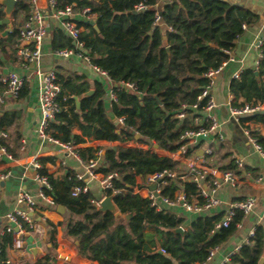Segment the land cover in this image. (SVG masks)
I'll list each match as a JSON object with an SVG mask.
<instances>
[{
  "label": "trees",
  "instance_id": "1",
  "mask_svg": "<svg viewBox=\"0 0 264 264\" xmlns=\"http://www.w3.org/2000/svg\"><path fill=\"white\" fill-rule=\"evenodd\" d=\"M54 1L56 9L72 6L74 12L81 14L84 8H89L90 14L95 16L97 30L85 20L78 21V25L84 28L80 40L90 63L118 84L113 88L116 100L112 101L110 110L114 118L122 117L125 125L118 132L114 122L107 117L102 84L96 82L93 94L82 97L77 108L73 97H81L89 91V86L80 76L56 74L61 89L58 97L60 110L49 124L48 133L54 140L72 145L84 142L70 131L77 127L84 136L109 142L134 140L136 132L140 135L138 141H153L163 151L177 152L185 144L181 139L184 132L197 128L189 125L188 116L200 112L206 102V99L197 100L208 83L204 74L229 59L235 41L246 26L256 20L247 10L220 0H173L166 3L162 0ZM28 2L18 0L13 13L28 15ZM137 3L148 8L134 13L133 6ZM160 3L161 9L156 10ZM156 13L165 29L155 25ZM3 30L4 25L0 24V33ZM58 32L56 39L60 41L63 37ZM18 39V29L14 27L0 38V47L3 50L7 45L16 44ZM73 47L70 38H65L59 49ZM262 52L257 76L254 71L246 69L238 79L231 81L230 92L235 97L233 106L264 103V46ZM123 83H132L134 90L123 87ZM195 104L196 110H184L188 115L185 119L176 117L182 106ZM18 119V112L0 116V132H6ZM247 119L264 123V112ZM260 143L264 146L261 140ZM99 150L86 147L77 149V153L80 160L87 163L97 157ZM100 158L97 171L104 175L116 174L113 185L120 193L114 203L128 219L116 221L112 214L98 211L89 191L74 196L73 188L83 183L76 179L75 173L67 172L60 178L50 174L47 165L53 164L54 158L39 159L40 167L36 169V173L46 177L49 184L44 194L54 205L63 206L72 216L79 218L65 221L64 235L78 243L77 253L89 261L98 264H204L210 250L226 243L244 217L238 211L227 228L214 231L223 214L199 216L182 235L173 233L171 230L182 227L184 220L167 208L156 210L148 198L134 193V188L137 177L144 180L163 171L178 172L179 163L153 152L121 146L107 148ZM224 169L241 173L236 170L234 162ZM179 190L185 192L189 202L202 201L195 182H181L176 178H165L160 196L173 199ZM23 227L29 229L26 225ZM12 244V233L5 232L0 236V259L4 263H7L6 249ZM160 250L164 253H159ZM262 258L264 226L259 225L248 242L230 256L228 264H260ZM51 261L50 256H45L34 264H55Z\"/></svg>",
  "mask_w": 264,
  "mask_h": 264
},
{
  "label": "crops",
  "instance_id": "2",
  "mask_svg": "<svg viewBox=\"0 0 264 264\" xmlns=\"http://www.w3.org/2000/svg\"><path fill=\"white\" fill-rule=\"evenodd\" d=\"M171 1L173 0H162L163 3ZM220 1L245 9L256 18L254 23L246 26L243 34L235 41L234 48L229 52V59L224 62L220 71L213 78V85L210 91L215 102L213 114L223 140H219L215 134H212L195 144L185 142V148L188 152L187 156L179 150L174 153H168L158 147L155 151H148L159 156L169 157L173 161L178 162L179 170L175 172L177 175L176 180L181 182L191 180L188 166L193 160L194 162L204 160L207 166L220 171H231L224 168L234 162V158H239L242 161V170L239 171L241 173L236 174L234 172L236 184L223 183L214 193V197L220 200V204L216 207L200 213H189L179 206H164L176 217L184 220L182 228L185 231L188 225L199 216L224 214L228 204L234 200H244L246 198L255 200L253 209L243 217L235 234L226 243L218 247L215 255L204 264H221L227 255L235 252L241 245L248 242L250 233L257 226H264V162L250 146L243 132V128L250 129L264 143V123L247 119L252 116H246L238 123L231 118L228 111L230 105L235 102V97L230 92L233 74L237 72L241 74L246 69L252 70V67L255 68V61L258 57V49L255 46L256 40L264 36V0ZM37 3L44 15L46 29V34L41 44L38 69L43 73L54 71L63 77L80 76L89 86V91L94 90L96 82L102 84L105 90L104 104L106 114L115 124L116 118L113 117L110 110L113 101L111 94L113 93V88L118 84L112 82L107 76L101 75L91 65L76 56L63 58L56 55L59 46L63 45L65 38L69 39V37L61 29L58 21L49 15L51 11L47 6V0H37ZM28 4L30 5V0ZM161 4L156 7V10L161 9ZM0 14H2L1 24L4 14L2 12ZM28 15L25 13H18L17 15L12 13L9 18V30L14 27L19 30ZM74 19L77 22L85 20L78 12H74ZM95 20L94 16L91 21ZM158 25L165 29L161 20ZM6 29L7 26L4 25L0 38ZM58 31L61 32V37H63L60 41L56 39L57 34H59ZM82 31H84L83 27H81ZM71 43L73 45L72 41ZM19 45L18 39L16 44L7 45L3 50L0 47V97L2 99L0 102V116L11 112H18L19 114L17 123L8 127L6 132H0L6 134V137L0 136V143L5 145L15 160L14 162L0 161V176L8 174L7 178L0 180V231L10 225L6 218L8 213L14 209L26 210V205L18 202V193L20 191H25L34 197L36 209L31 216L32 228H24L20 234L23 239V247L18 250L13 249L12 246L6 249L7 262L9 264H34L37 260L50 256L51 262L55 264H98L81 257L77 253L76 242L71 241L64 235L65 221L70 218H79L72 216L65 208L60 210L58 206L46 203L38 196V190L41 186L35 178L36 170L33 168L35 161L46 157L54 158V163L48 164L47 169L50 174L58 178L67 172L75 173L76 175L83 174L85 163L80 159L78 160L70 152H67L60 144L37 136L36 129L40 119L38 94L41 77L35 73L36 65H31L27 70L21 67V59L17 55ZM255 71H257V68H255ZM10 72L25 76L27 79L17 100H13L4 93L5 87L1 83V78ZM78 98L81 99V97ZM188 123L190 126L195 127L205 125L204 112L200 111L190 114ZM70 131L84 140L83 143L75 145V150L86 147L98 148L101 156L109 147L133 148L130 145L125 146L119 141L94 140L92 137L84 136L77 127H72ZM139 139L140 135L138 133L134 134L133 141L137 142ZM139 142L156 145L153 141ZM208 148L211 149V154L205 155L204 151ZM97 162L99 166L100 157L97 158ZM136 183L137 186L140 185L143 183V179L137 177ZM88 191L93 195L95 201L102 198L101 186L97 181L89 182ZM139 195L145 198L146 191L142 190ZM157 202L160 203L159 200Z\"/></svg>",
  "mask_w": 264,
  "mask_h": 264
},
{
  "label": "built area",
  "instance_id": "3",
  "mask_svg": "<svg viewBox=\"0 0 264 264\" xmlns=\"http://www.w3.org/2000/svg\"><path fill=\"white\" fill-rule=\"evenodd\" d=\"M31 11L28 17L25 19L23 24L18 30L19 35V47L17 49V55L21 59V67L25 70L29 69L31 65H36L35 73L41 77L39 85V94H38V103L40 107V119L37 125V136L41 139H48L52 142L60 144L67 152L73 154L78 160L79 155L77 150H75V145L72 144H63L57 140H54L50 137L48 133L49 124L54 119L55 115L60 110V104L58 102V97L60 94V85L57 83L56 73L54 71L41 72L38 69V63L40 60V49L43 42L44 36L46 34V29L44 25V15L38 7L37 0H30ZM47 6L50 8V16L56 19L65 32V34L73 42V48L60 49L56 51V55L63 58H70L76 56L81 59L83 62L91 65L97 72L103 76H107L105 72L101 71L96 66L90 63L89 58L86 55L84 50V44L80 40L81 27L78 25V22L74 19V11L72 6H65L62 9H56V2L54 0H47ZM148 7L143 3H137L133 6L135 12L145 11ZM81 15L87 21H91L94 18V15L90 14L89 8H84L81 12ZM160 22V15L155 14V25H158ZM245 28V27H244ZM11 32V30H9ZM258 49V57L255 61V68H258L261 59L263 58V46H264V36L256 40L255 44ZM224 65V63L222 64ZM221 65V66H222ZM221 66L217 69H210L205 74L204 77L208 80L207 85L203 88L201 94L198 96L197 100L202 101L206 99L204 106L202 107V112L205 114L206 124L199 126L195 129L186 130L181 136V139L185 142H190L195 144L201 139H206L210 135L215 134L219 140H223V137L219 131L218 123L213 114L215 108V102L211 96V88L213 85L214 76L220 71ZM240 73L233 74V79H238ZM27 79L25 76H20L17 73L10 72L5 74L1 78V83L5 87L4 93L12 98L17 100L22 92L24 84ZM123 87H126L130 90H134V85L132 83H123ZM111 99L116 100L114 94H111ZM2 101L0 97V102ZM191 108L196 110L197 104L187 107L186 105L182 106L181 111L176 115L179 120H182L186 117L187 110ZM229 114L235 122H241L246 116H253L258 113L264 112V104H243L240 106L230 105ZM124 119L122 117L115 119V129L120 131L124 129ZM244 135L246 136L248 143L252 148L259 154L261 159L264 162V146L260 143L259 137L250 131L248 128H243ZM132 131V130H131ZM134 132V131H133ZM134 134H137L134 132ZM0 136L6 137L5 133H0ZM125 146H132L133 148H138L145 151H155L157 146L153 143L147 144L144 142H134L133 140L125 139L124 141H119ZM179 151L182 154L187 153L185 144H183ZM101 152L96 153V158L85 163V171L83 174L76 175V179L83 183V185H78L73 188L72 194L78 196L80 194H85L88 192V184L91 181H97L102 190V198L95 201L92 200V203L98 207L100 201L107 197L112 196L113 201L115 197L120 193L113 185V178L116 177V174L104 175L97 171L98 162L97 158L100 157ZM205 155L211 154V149H206L204 151ZM5 160L7 162H14L13 156L10 154L5 145L0 143V161ZM234 165L238 171L242 170V161L239 158H234ZM40 167L37 161L33 163V168L36 170ZM189 174L191 180L195 182L200 190V196L202 198L201 202L187 200L186 194L184 191L179 190L173 199H168L166 197L160 196L161 187L165 184V178H177L175 172L163 171L153 175H149L144 178L143 183L134 188V193L139 194L142 190L146 191L145 198H148L151 201V206L156 210L160 211L164 206H179L183 210L189 213H200L203 211L210 210L220 204V200L214 197V193L223 183H230L232 185L236 184L235 174L232 171H220L215 168L209 167L205 164V161L200 162L191 161L188 166ZM8 174L0 176V180L7 178ZM36 180L40 184V189L38 190V196L43 199L48 204H53L52 199L49 196L44 194V189H49V184L47 178L44 176H39L37 173L35 175ZM238 178V177H237ZM205 179L208 181L205 183ZM151 184H156L154 190H150L149 186ZM160 201L157 202V201ZM18 202L24 203L26 205V210L14 209L12 212L6 215L7 220L10 222V225L5 229L0 231V236L7 233H12L13 235V244L12 248L15 250L21 249L23 247V239L20 234L23 232L26 225L29 229L32 228V218L30 214L36 209V202L33 196L25 191H20L18 193ZM255 200L253 198H246L244 200H234L230 202L227 206L226 211L223 214L222 219L215 225L214 231H217L221 228H227L233 221L236 213L239 211L244 216L248 214L254 206ZM253 236V231L250 233V237ZM238 249L235 250V252ZM161 253H164L163 250H160ZM217 252V248L210 250L209 256L206 260L209 261ZM235 252L227 255L221 264H228L229 258ZM205 262V263H206ZM0 264H9L4 263L0 259Z\"/></svg>",
  "mask_w": 264,
  "mask_h": 264
},
{
  "label": "water",
  "instance_id": "4",
  "mask_svg": "<svg viewBox=\"0 0 264 264\" xmlns=\"http://www.w3.org/2000/svg\"><path fill=\"white\" fill-rule=\"evenodd\" d=\"M17 3V0H0V12H2L4 14V18L1 21V24L6 25L7 29L2 33V36H6L9 33V28H10V23H9V18L12 15V13L14 12V8L15 5ZM135 13V11H134ZM87 23L89 25H91L95 30H97V26H96V21H87ZM252 70L254 71V74L257 75V71H255V68L252 67ZM93 94V91L90 90L86 93H84L82 97H87ZM154 98H157V96H154ZM76 107L79 108L80 106V102L78 97H73ZM156 188V184H151L149 186L150 190H154ZM58 209L60 210H64L63 206H58ZM98 211H100L101 213H110L113 215L114 219L116 221H120L122 219H128V216H125L123 214L120 213V211L118 210V208L116 207L112 196H107L105 198H103L100 201L99 206L97 207ZM30 216H32V214H30ZM173 233L176 234H183L184 230L182 227H178L176 229L171 230ZM76 245L78 244L77 242L75 243ZM160 253V251H159ZM264 262V258H262L260 260V264H262Z\"/></svg>",
  "mask_w": 264,
  "mask_h": 264
},
{
  "label": "rangeland",
  "instance_id": "5",
  "mask_svg": "<svg viewBox=\"0 0 264 264\" xmlns=\"http://www.w3.org/2000/svg\"><path fill=\"white\" fill-rule=\"evenodd\" d=\"M63 255V254H62Z\"/></svg>",
  "mask_w": 264,
  "mask_h": 264
}]
</instances>
